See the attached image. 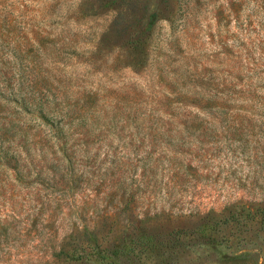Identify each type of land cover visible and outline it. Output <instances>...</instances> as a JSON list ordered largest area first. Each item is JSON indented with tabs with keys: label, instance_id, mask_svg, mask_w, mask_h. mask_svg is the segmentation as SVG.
<instances>
[{
	"label": "rangeland",
	"instance_id": "374dc122",
	"mask_svg": "<svg viewBox=\"0 0 264 264\" xmlns=\"http://www.w3.org/2000/svg\"><path fill=\"white\" fill-rule=\"evenodd\" d=\"M117 3L0 0V264H264V0Z\"/></svg>",
	"mask_w": 264,
	"mask_h": 264
},
{
	"label": "trees",
	"instance_id": "16d2710c",
	"mask_svg": "<svg viewBox=\"0 0 264 264\" xmlns=\"http://www.w3.org/2000/svg\"><path fill=\"white\" fill-rule=\"evenodd\" d=\"M117 1H118V3H117ZM113 2L117 3L118 6L125 5V4H123L125 2V0H113ZM120 10H121V8H120ZM120 10L118 11V13L120 12ZM157 19H158L157 10H156V8H153V10H151L149 12V14H147V18L145 21L129 22L124 27V29H123L124 31L127 30L128 31L127 33H131L129 35H131L130 44L132 46V49H139L141 47V44L144 43V36H146L150 33V31L152 30L153 26L155 25ZM118 24H119V21H117V17H116L115 20L113 21L111 27L114 28ZM110 30H111V28H110ZM108 34L112 35L111 31ZM106 36L107 35H105V38H106ZM7 38H10V34H7V35L1 34L0 35V42L1 41L7 42V40H6ZM105 38H104V41L106 40ZM21 53H22L21 46H19V45L18 46H16V45L11 46V56H12L14 64L18 68L16 70V72L19 76L21 75V70H19V68L22 67V65L25 61L24 59H22ZM0 76H1V78H4L3 79L4 83L0 84L1 95H2V93H5L4 95H8V96L13 95L15 93V88L18 86V82L16 84L13 83V77H15V74L14 73L8 74V70L4 68L3 64H0ZM1 89H2V91H1Z\"/></svg>",
	"mask_w": 264,
	"mask_h": 264
}]
</instances>
